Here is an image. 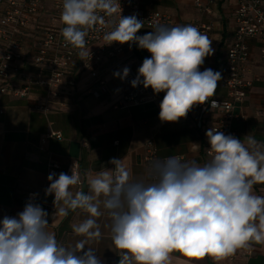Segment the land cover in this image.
Masks as SVG:
<instances>
[{
  "label": "clouds",
  "instance_id": "1",
  "mask_svg": "<svg viewBox=\"0 0 264 264\" xmlns=\"http://www.w3.org/2000/svg\"><path fill=\"white\" fill-rule=\"evenodd\" d=\"M121 12L120 0H63L61 34L84 56L89 30L107 26L105 17L118 15V23L112 21V30L103 36L105 45L135 43L151 54L131 84L165 93L161 122H178L216 95L221 73L200 71L206 57L214 54L213 40L193 25L158 24L138 36L144 22ZM129 72L125 67L114 76L123 80ZM211 106L221 104L212 100ZM206 137L210 159L203 164L154 159L144 177L134 179L123 158H111L113 167L88 175L87 193L74 191L81 184L75 161L71 175H48L45 195H54L51 224L80 210L86 218L72 225L80 239L73 246L59 244L49 230V213L30 201L16 217L0 220V264H101L90 245L102 238L98 218L105 214L119 264H171L176 251L189 258L210 255L222 260L252 242L264 244V196L253 191L254 185L264 184V145L251 135L241 140L214 128ZM200 147L191 143L189 150L198 153Z\"/></svg>",
  "mask_w": 264,
  "mask_h": 264
},
{
  "label": "crops",
  "instance_id": "2",
  "mask_svg": "<svg viewBox=\"0 0 264 264\" xmlns=\"http://www.w3.org/2000/svg\"><path fill=\"white\" fill-rule=\"evenodd\" d=\"M235 0H214L211 13H199L193 0H139L137 10L140 13L158 10L168 13L173 18V26L189 25L196 19L210 21L213 28L208 37L213 40L214 54L206 57L201 71L211 68L221 73V80L214 98L224 96L223 80L225 77L226 51L233 37V11ZM46 13L41 14L31 23V29L41 22L48 21ZM55 24L61 26V19ZM151 32L141 28L138 36ZM1 44V43H0ZM32 52V51H31ZM80 52V50H79ZM251 57L248 76L253 84L246 98L235 104L238 118L231 126L238 139L253 136L259 143L264 140V111L261 99L264 82L260 80L261 65L258 47L250 41ZM146 49H140L135 43H125L121 53L106 57L102 62L91 63L104 82L99 84L89 76V71L77 62L66 74L75 85L64 83L59 88L60 95L50 109H37L35 104L46 88L33 85L26 97H15L10 93L0 92V220L5 215L16 217L22 212L29 191L40 192L39 203L49 213L54 212V195H45L49 186L46 178L47 165L54 161L59 165V173L65 172L67 165L78 161L83 184L80 190L87 193L89 174L95 175L102 167H113L111 158H123L129 166L134 179L143 178L145 165L142 160L145 142L153 141L160 157L184 156V160H195L199 164L210 159L204 153L206 131L195 127L194 113L178 122H161L159 119L160 103L165 95L149 93L153 99L137 105L127 104L123 95L133 86L132 80L114 76L122 74L125 67L138 71L137 60L150 58ZM25 71L36 69L26 64ZM61 102L62 104H59ZM60 133L61 138L50 137L43 140L48 131ZM198 143V153L191 152L190 144ZM77 188L74 189V191ZM254 194L264 196V184L254 185ZM86 218V214L77 210L66 218L49 226L59 244L73 246L80 237L72 231V225ZM102 238L90 247L96 251L101 264H119V252L110 238V221L107 214L98 218ZM171 264H264V244L252 242L248 248L237 249L232 255L217 260L206 255L203 258H189L181 252L171 254Z\"/></svg>",
  "mask_w": 264,
  "mask_h": 264
},
{
  "label": "built area",
  "instance_id": "3",
  "mask_svg": "<svg viewBox=\"0 0 264 264\" xmlns=\"http://www.w3.org/2000/svg\"><path fill=\"white\" fill-rule=\"evenodd\" d=\"M138 2L139 0H120L121 15L136 14L137 18L144 22L143 27L151 31L158 24L173 26V18L168 13L158 10L143 13L136 11ZM213 2L214 0H193L199 13L208 14L211 13ZM62 4L63 0H0V92L10 93L15 97H26L33 85L45 87L46 92L38 97L35 104L37 109L43 111L50 109V105L58 99L62 84L67 82L75 85L74 80L66 78V74L77 62L89 71L92 79L102 84L104 78L99 76L91 63L102 62L106 57L121 53L124 45L117 42L110 46L105 45L104 34L112 30L114 26L112 21L118 23L119 19L118 15L112 18L105 17L106 21H109L108 25H97L89 30L86 37L87 54L79 55V49L66 44L61 34V26L55 24V20L61 17ZM43 13L49 16L48 21L41 22L31 29V23ZM233 23V37L227 48L225 59L224 96L211 97L209 102L193 107L190 112L194 113L195 127L198 129L214 128L238 138L231 122L239 117L234 110L235 104L246 98L253 84V79L248 76L251 57L250 41L257 43L261 65L259 78L264 82V0H235ZM189 25L197 27L207 36L213 28L212 22L199 18ZM142 62L137 60L138 69ZM26 64L35 68L36 72L25 71ZM129 69L126 79L134 80L138 71ZM123 99L127 104L137 105L153 99V96L149 93V88L145 89L140 83L125 93ZM212 100L217 101L221 106L212 107ZM59 104L62 103L59 102ZM261 106L264 111V93ZM50 137L61 138V135L50 130L44 135L43 140ZM260 144L264 145V140L260 141ZM209 147L206 137L204 146L206 156H209ZM174 157L184 160L182 155ZM164 158L167 157L158 155L157 148L151 139L145 142L142 160L146 169L152 160ZM74 161L81 177V184L76 186L77 190H80L83 180L78 161L70 162L65 173L72 174L71 168ZM59 168L57 162H50L47 165L46 178L52 173L56 174ZM32 194H36L34 200ZM40 196V192L29 191L26 194V201L36 202Z\"/></svg>",
  "mask_w": 264,
  "mask_h": 264
}]
</instances>
